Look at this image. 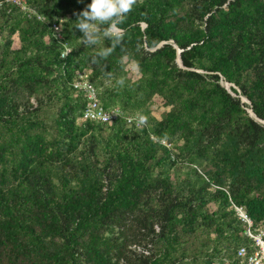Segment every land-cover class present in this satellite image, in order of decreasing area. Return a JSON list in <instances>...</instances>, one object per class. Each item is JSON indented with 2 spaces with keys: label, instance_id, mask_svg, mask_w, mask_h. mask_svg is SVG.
I'll use <instances>...</instances> for the list:
<instances>
[{
  "label": "trees",
  "instance_id": "trees-1",
  "mask_svg": "<svg viewBox=\"0 0 264 264\" xmlns=\"http://www.w3.org/2000/svg\"><path fill=\"white\" fill-rule=\"evenodd\" d=\"M27 1L44 19L0 0V264H240L235 205L264 225V0H138L119 41L91 0ZM79 69L148 127L79 122Z\"/></svg>",
  "mask_w": 264,
  "mask_h": 264
},
{
  "label": "built area",
  "instance_id": "built-area-1",
  "mask_svg": "<svg viewBox=\"0 0 264 264\" xmlns=\"http://www.w3.org/2000/svg\"><path fill=\"white\" fill-rule=\"evenodd\" d=\"M12 6L19 8L22 11L32 12L39 19H44L35 8L31 7L27 0H6ZM64 18L61 17L52 22V28L54 36L63 42L64 50L62 52V57L65 58L72 52L73 47L69 46L65 42L64 35L62 33V23ZM68 49H71L66 55ZM74 88L82 92L87 99V105L83 111V114L79 117L78 121H98V122H114L120 119H125V121L136 127H148V123L144 121L141 123V117L136 114H126L119 107H106L102 100L100 99L99 90L92 80V71L90 69H79L76 71L74 80L72 82ZM152 138H155L154 134H151ZM161 142L168 146L172 147L171 143L162 139ZM215 187H219L214 185ZM238 216L247 223L246 234L253 240L251 244L252 251H249L247 246H241L238 249L237 256L239 257L240 264H264V228L260 227L257 230H254L253 220L249 216L248 212L243 206L235 205ZM140 249V248H139ZM148 253V251H145Z\"/></svg>",
  "mask_w": 264,
  "mask_h": 264
},
{
  "label": "clouds",
  "instance_id": "clouds-1",
  "mask_svg": "<svg viewBox=\"0 0 264 264\" xmlns=\"http://www.w3.org/2000/svg\"><path fill=\"white\" fill-rule=\"evenodd\" d=\"M138 0H91L87 5V9L81 14L87 20L99 22L101 24H109V31L105 35L114 37L117 41L123 39L121 33L123 25L126 21L127 15L132 11L133 7L137 4ZM77 27L85 31V36L91 40L89 32L92 30L93 25L85 22H78ZM92 42H95L94 40ZM114 49H109L105 55L110 54ZM68 49L64 55L70 52ZM145 120L141 117V123Z\"/></svg>",
  "mask_w": 264,
  "mask_h": 264
},
{
  "label": "rangeland",
  "instance_id": "rangeland-1",
  "mask_svg": "<svg viewBox=\"0 0 264 264\" xmlns=\"http://www.w3.org/2000/svg\"><path fill=\"white\" fill-rule=\"evenodd\" d=\"M4 36V34H3ZM2 34H0V41L2 40L3 38ZM129 68H132L133 72L132 73H136V68L134 67V65L130 64V67ZM227 85V83H225ZM163 109H160V110H156V111H153L152 114L155 115L156 117L160 118L161 117V112H162ZM52 110H49L47 113H46V116L49 117V120L48 122L51 121L50 117H52ZM44 117V116H43ZM201 169H202V166H200ZM183 171H181V174L183 175ZM261 227L264 228V225H262ZM216 264H219L218 262Z\"/></svg>",
  "mask_w": 264,
  "mask_h": 264
},
{
  "label": "water",
  "instance_id": "water-1",
  "mask_svg": "<svg viewBox=\"0 0 264 264\" xmlns=\"http://www.w3.org/2000/svg\"><path fill=\"white\" fill-rule=\"evenodd\" d=\"M179 51H180V49H179ZM178 61H179V64H180V65H183V64H182V60H181L180 57H179ZM226 83H227V85L223 82V85H224V86H225V87H226L231 93H233L232 90H231V88L229 87V85L231 86V83H229V82H226ZM242 100L245 101V102L251 103L250 100H249L247 97L242 96ZM249 112H250V114H251L252 116L256 117V114L254 113L253 109L250 108V109H249ZM256 118H257V117H256Z\"/></svg>",
  "mask_w": 264,
  "mask_h": 264
}]
</instances>
